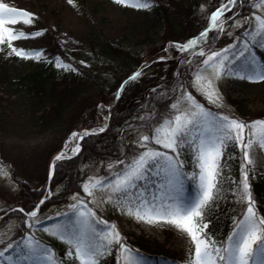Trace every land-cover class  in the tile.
Wrapping results in <instances>:
<instances>
[{"label":"rangeland","instance_id":"374dc122","mask_svg":"<svg viewBox=\"0 0 264 264\" xmlns=\"http://www.w3.org/2000/svg\"><path fill=\"white\" fill-rule=\"evenodd\" d=\"M181 1L185 4H192L195 0ZM228 1L201 0L196 20L197 27H199L198 24L201 27H208L211 20L208 10L216 4L218 9H220L222 6H226ZM243 1L248 4L247 7L241 4L243 7L233 10L232 7L235 3L229 8L225 7L224 15L219 17L223 21V31L217 30L218 34L211 37L210 47L204 49V55H199L201 48H196L185 57H182L181 52L174 46L181 43L184 44L186 41L181 42L176 40V38L162 40L164 26L162 20L157 16L155 0L148 8L134 7L135 0H124L123 3H115L114 0H72L71 3H69V0H0V3H6L9 7L17 10H26L32 17L30 23L27 22L29 17H5L6 21L10 19L18 21L16 25L10 23L4 25V27H8L17 35L16 40L10 39L9 33H5L3 28L0 27V76L7 78V81H17L36 69H46L44 71L46 75L49 72H53L54 80H56L69 71L71 63L61 55H49L50 50L55 45L62 53L67 54V59L74 60L75 56L72 53L84 52L90 54L92 44L98 45L101 42L129 50L140 58V63L144 65L153 60L154 56L161 62L175 59L177 61V63L175 62L177 64L175 68L182 72H185L186 68L188 72L187 77L178 76L179 81L180 78L184 80L178 83L170 102L160 108L159 120L151 123L149 128L139 127L126 132L125 143L130 144L132 148V152L128 157L121 159H92L87 165L80 187L76 191L73 190L67 193L62 200L50 205H44V207L43 205L39 206L40 209H38L37 216L34 218L35 221H42L43 225L62 224L66 225L68 229H75L78 227L76 224L77 218L72 214L70 206L83 203L86 208L96 213L97 220H103L108 224L115 225L125 246L133 250L135 258L141 264H145V261L137 255L138 250L132 248L130 243H127L132 235H144L148 242L154 240L162 244L166 251L168 249L166 254L173 256L177 264H191L194 244L186 230L169 222V220L149 222L148 220H138L135 214L129 215L126 211L127 201L123 198L118 199L117 194L107 184L104 187H90L88 192L84 191L83 186L85 184L91 185L97 180L105 178L112 180L113 175L119 172L124 164L129 163L134 155L142 151L149 148L164 150L160 146L155 145L151 137L147 146L141 147L142 138L148 135L150 131L160 127L163 120L168 119L170 116L194 110L190 109L189 102L184 99L188 94H191L198 103L202 104L205 109L210 110L213 116L217 118L222 115H228L230 118L246 123L256 120L264 121V81L253 82L227 74H221L220 78H217L218 63L212 67H203V61L212 52H220L233 44L242 46L248 43L249 52L245 59L234 64V71L240 73L250 71L249 68L245 67L246 61L251 62L256 70L264 69V47L260 46L259 43L261 39L259 33L264 31L260 24V20H264V0ZM241 2L242 0L239 3ZM249 30H252L251 35H249ZM37 31L43 34L35 38H21L19 36L21 32L27 34ZM30 49H40L41 58H26L16 55L17 51ZM160 57H164V59L160 60ZM186 59L190 61V66L182 63ZM57 64L66 66L58 67ZM156 69L158 67H154L150 71L153 72ZM197 73L201 77L199 81L195 79V74ZM190 81L192 83L191 89L188 88ZM209 83L212 86L211 88H208ZM209 95L213 99L216 97L219 99L216 103H212L207 98ZM234 99L240 100L241 106H246V113L250 114V117L237 112L236 106L234 107L231 103ZM110 100L96 105V111L99 114L97 125L102 124L107 117V107L110 104ZM173 104L177 105L175 109L171 107ZM9 119L13 120L14 124L19 125L21 122V119L14 120L12 117H9ZM84 127L71 128L62 137L61 134L66 130H61L54 135L41 134L36 136L34 129L26 127L21 130V135L18 136L0 133V251L3 250V247H6L7 242L21 240V234L23 236L31 235L42 242V246L50 249L51 254L54 255V260H52L51 264H57V261L71 264V261L66 257V252L73 249L55 234L52 229L44 231L43 227L37 223L35 227L29 230L26 225L33 223L31 219H27L22 215L21 217L23 218H21L3 210L21 208V206L17 205L20 199L18 195L20 187L16 180L23 179L27 181L29 189H41L40 186L44 179L46 182L53 151L58 150L65 144L66 152L70 153L69 156L75 153L77 147L74 150L73 148L78 144V141H66V137L71 131ZM168 130L165 128L157 135L163 139ZM252 131L255 133L254 136L249 130L246 129L245 131L246 137L252 136L253 141L247 149L249 157L253 161V164L249 167L261 173L262 169L264 172V145L259 142V127ZM235 149L242 151V146L229 147L224 154V159L221 161L222 167L224 165L226 168L228 167L227 161L231 156H235ZM75 155L73 154L56 162L69 160ZM180 159L184 161L183 171L187 175L181 177V184L176 185L175 188L171 190L167 187L161 188V185L166 182V175L163 173L160 175H151L149 173L145 180L138 181L139 187L144 190L149 200L153 195H158L161 192L178 197L185 202L194 200L201 194L198 181L191 178L192 173L197 170L192 150L188 149L182 152ZM121 161L124 164H121ZM112 183L114 184V181ZM45 185L46 183L43 185L42 194H44V199L46 198L47 200L50 198L52 191L49 188L47 189ZM57 187L59 188V185ZM57 187L54 191L57 190ZM136 191V189H133V194ZM31 209L25 210V213H30ZM204 222L208 223L206 220ZM105 228L106 225L104 223L98 225L100 230ZM232 228L223 237L209 235L219 243V241L227 237ZM152 246L149 249H152ZM10 254L15 257V253ZM73 254L75 255L74 250ZM128 259L127 252L113 248L105 250L103 264H118V262L119 264H127ZM14 264H47V262L14 259ZM148 264H156V262L151 260Z\"/></svg>","mask_w":264,"mask_h":264},{"label":"snow or ice","instance_id":"6c2138e0","mask_svg":"<svg viewBox=\"0 0 264 264\" xmlns=\"http://www.w3.org/2000/svg\"><path fill=\"white\" fill-rule=\"evenodd\" d=\"M71 2L72 0H69V3ZM114 2L123 3L124 0H114ZM152 2L153 0H135L133 6L148 8ZM232 2L238 4L240 0H232ZM224 12L225 9L221 8L218 12L212 13V23L205 32L200 33L195 39L174 47L187 55L190 50L203 45L198 54L204 55V49L210 47L209 32L213 30L223 31V21L219 17H222ZM5 17H29L28 23L31 22L32 18L26 10H17L9 7L6 3H0V27L5 33H9L12 40H16L17 35L4 25L6 23L16 25L18 21L16 19L6 21ZM257 19L260 20L259 17ZM260 24L264 28V20H260ZM251 32L252 30H249V35ZM42 34L40 31L27 34L21 32L19 36L21 38H35ZM259 34L260 46L264 47V31H260ZM248 52V43L242 46L233 44L220 52H212L203 61V67H212L218 63L217 78H220L221 74H227L253 82L264 81V69L256 70L251 62L246 61L245 63V67L250 69L247 73L234 71V64L245 59ZM40 53V49H30L17 51L16 55L40 59ZM159 59L163 60L164 57ZM182 63L190 66V61L187 59ZM57 66L66 65L57 64ZM141 75H143L142 72H137L130 77V80H135ZM195 79L201 80L198 73L195 74ZM211 87L209 83L208 88ZM188 88H192L191 81ZM207 98L212 103H216L219 99L218 97L213 99L211 95ZM184 99L189 102L190 109L194 110L170 116L163 120L160 127L150 131L148 135L142 138L141 147H146L151 137L152 142L164 150L149 148L134 155L127 164L121 161L120 163L124 166L113 175L112 180L105 178L97 180L91 185L85 184L83 186L84 191L88 192L90 187H104L107 184L117 194L118 199L123 198L127 201L126 211L129 215L135 214L138 220H148L149 222L169 220V222L186 230L194 244L191 264H264V218L257 215L249 184V166L253 164V161L249 157L247 149L253 141L252 136L246 137L245 135L247 129L254 136L255 133L252 130L259 127V142L264 145V121L256 120L246 123L230 118L228 115L217 118L213 116L210 110L198 103L191 94L185 96ZM171 107L175 109L177 105L173 104ZM165 128L169 130L161 139L157 134ZM99 131L103 132L104 129L101 128ZM92 134L95 133L86 132L84 135ZM237 145L242 146L241 176L238 180H232L230 183L233 185L232 195L236 202L241 205L243 211L239 219L234 222V226L227 237L218 243L209 235V224L204 222V218L209 206L215 205L224 191V169L221 164L224 154L230 146L236 147ZM188 149L192 150V156L197 166V170L192 173L191 178L198 181L201 194L196 199L185 202L178 197L161 192L158 195H153L149 200L144 190L139 187L138 181L145 180L149 172L153 175L163 173L166 175V182L161 185V188L167 187L169 190L175 188L176 185L181 184V177L187 175L183 171L184 161L180 159V156L182 152ZM76 151L78 152L79 149ZM63 158V156L58 155L56 161ZM133 189L137 190L135 194L132 192ZM45 200L46 198L41 199L38 205H34V208H39L45 203ZM70 208L72 214L77 218L78 227L75 229H68L66 225L62 224L43 225L42 221H35L36 211L25 213L22 208L4 209L3 211L12 214L20 213L27 219H31L33 223L26 225L29 230L35 227L37 223L43 227L44 231L52 229L74 250L75 255L73 250L66 252V257L71 261V264H103L105 250L113 248L128 253L127 264H141L135 258L133 250L125 246L114 224L97 220L96 213L86 208L83 203L73 204ZM101 223L106 225L103 230L98 229V225ZM21 235V240L7 242L6 247L0 251V264H14V259L44 261L51 264L54 255L51 254L50 249L42 246V242L31 235ZM10 253H15V257Z\"/></svg>","mask_w":264,"mask_h":264},{"label":"trees","instance_id":"16d2710c","mask_svg":"<svg viewBox=\"0 0 264 264\" xmlns=\"http://www.w3.org/2000/svg\"><path fill=\"white\" fill-rule=\"evenodd\" d=\"M155 1L157 16L164 26L162 40L176 38L182 42L201 30V25L198 24L197 27L196 23L201 0H195L192 4H185L181 0ZM241 4L244 7L248 5L242 0L241 3L234 4L232 9H240L243 7ZM216 6L217 4L210 8L208 13ZM217 34V30L209 32L210 42L211 37ZM198 47L202 48L203 45ZM72 54L75 56L74 60L67 59V54L62 53L56 45L50 50V56L61 55L71 63L69 71L56 80L53 72L44 74L46 69L31 71L17 81H7V78L0 76L1 134L18 136L21 135V130L28 127L36 131L34 132L36 136L54 135L66 130L63 134L60 133L62 137L71 128L97 125L99 114L96 105L113 98L121 80L140 63V58L129 50L105 42L92 44L90 54L84 52ZM181 56L185 57L186 54L181 53ZM175 62L177 63L175 59L166 62L154 61L143 69V75L125 85L111 108L106 130L84 137L78 154L69 160L56 163L50 182L53 192L43 207L62 200L67 193L77 190L92 159H118L131 154V145L125 143L126 132L139 127L149 128L151 123L159 120L160 108L170 102L178 83L184 80L180 78V82L178 76L187 77L186 68L185 72L177 70ZM154 67L158 69L150 71ZM231 103L236 106L238 113L250 117V114L246 113V106L240 105V100L234 99ZM9 117L14 120L21 119L20 124H14ZM234 151L235 156H231L227 161L228 167L225 165L223 167L224 191L215 205L209 206L204 218L209 224L208 232L215 236H222L231 223L239 219L243 211L231 192L233 185L230 181L238 180L241 176V152L237 149ZM263 174V169L259 173L249 167L252 199L256 204L257 215L262 218H264ZM16 181L20 187L17 205L29 210L42 195L45 179L40 186L41 189H29L27 181L23 179ZM56 187L57 190L54 191ZM15 215L21 217L20 213ZM131 238L127 243L137 249V253L144 258H164L168 259L169 264H177L173 256L166 254L168 249L166 251L157 241L148 242L144 235H132ZM150 246L152 249H149ZM59 264L64 262L61 261Z\"/></svg>","mask_w":264,"mask_h":264},{"label":"water","instance_id":"95a60500","mask_svg":"<svg viewBox=\"0 0 264 264\" xmlns=\"http://www.w3.org/2000/svg\"><path fill=\"white\" fill-rule=\"evenodd\" d=\"M112 104V102L109 104V106ZM108 119V118H107ZM107 125V120H106V122L100 127V128H98L97 130L96 129H93V128H90V129H82V130H80L79 131V133H80V136L82 137V136H85L84 134L87 132V133H93V132H97V131H99L101 128H105V126ZM63 154V151H62V149H60V150H58L57 152H55V154L53 155V158H52V160L54 159V158H56L58 155H62ZM52 163H53V161H52Z\"/></svg>","mask_w":264,"mask_h":264},{"label":"bare ground","instance_id":"6f19581e","mask_svg":"<svg viewBox=\"0 0 264 264\" xmlns=\"http://www.w3.org/2000/svg\"><path fill=\"white\" fill-rule=\"evenodd\" d=\"M75 134V135H74ZM77 134L74 132V133H72L71 135H70V140H77ZM77 147V145L73 148V150L75 149Z\"/></svg>","mask_w":264,"mask_h":264}]
</instances>
